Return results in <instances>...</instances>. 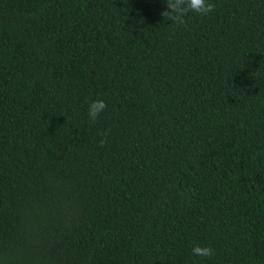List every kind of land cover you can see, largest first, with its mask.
Returning a JSON list of instances; mask_svg holds the SVG:
<instances>
[{
  "label": "trees",
  "instance_id": "1",
  "mask_svg": "<svg viewBox=\"0 0 264 264\" xmlns=\"http://www.w3.org/2000/svg\"><path fill=\"white\" fill-rule=\"evenodd\" d=\"M210 2L0 0V264H264V0Z\"/></svg>",
  "mask_w": 264,
  "mask_h": 264
},
{
  "label": "clouds",
  "instance_id": "2",
  "mask_svg": "<svg viewBox=\"0 0 264 264\" xmlns=\"http://www.w3.org/2000/svg\"><path fill=\"white\" fill-rule=\"evenodd\" d=\"M166 10L161 13V16L165 21H171L170 27H186L187 18L189 14H195L199 17H207L211 14L215 5L210 0H166ZM88 103L87 116L90 124L95 125L98 117L107 108L106 103L103 100H93ZM101 135L106 136L107 133ZM106 141L101 139V146ZM192 254L201 258H211L215 255L214 249L211 246H201L199 244L192 248Z\"/></svg>",
  "mask_w": 264,
  "mask_h": 264
}]
</instances>
